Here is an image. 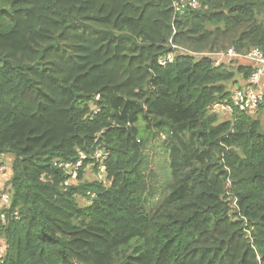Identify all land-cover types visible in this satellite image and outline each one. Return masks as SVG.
<instances>
[{
  "label": "trees",
  "instance_id": "16d2710c",
  "mask_svg": "<svg viewBox=\"0 0 264 264\" xmlns=\"http://www.w3.org/2000/svg\"><path fill=\"white\" fill-rule=\"evenodd\" d=\"M174 1L0 0V158L13 156L0 264H264L263 126L209 110L249 67L158 63L171 42L264 51V0ZM161 132L172 181L148 212L142 164ZM98 149L109 185L85 179ZM80 160L66 187L60 165Z\"/></svg>",
  "mask_w": 264,
  "mask_h": 264
},
{
  "label": "built area",
  "instance_id": "2783aa9c",
  "mask_svg": "<svg viewBox=\"0 0 264 264\" xmlns=\"http://www.w3.org/2000/svg\"><path fill=\"white\" fill-rule=\"evenodd\" d=\"M199 5L198 0L174 1L176 12L180 13L185 12L190 7L198 8ZM178 54L196 58L209 57L215 65L226 63L231 66L243 65L249 67L250 72L248 74L242 73L238 76L228 97L211 104L209 107L210 112L224 115L229 119L236 112L253 114L264 108V51L261 48L253 47L245 53L237 51L234 47L224 50L196 52L188 47L175 45L171 42V50L159 57L158 63L163 66L168 65L174 62ZM233 63L236 65H233ZM107 156L108 154L101 149L96 150L94 153V157L99 162L98 180L109 185L111 182L107 177V167L105 164ZM82 158H85V155H82ZM81 164L82 161L80 160L77 163L68 162L60 165L68 176L65 182L66 187L78 183V169ZM11 177V164L4 158H0V215L2 222L5 221V214L7 212L10 213L9 209L12 204V192L9 184ZM91 196L94 197V195ZM13 216L19 218L18 212H13ZM248 237H251L250 231H248ZM7 246V242L4 239H0V259L4 257Z\"/></svg>",
  "mask_w": 264,
  "mask_h": 264
},
{
  "label": "rangeland",
  "instance_id": "374dc122",
  "mask_svg": "<svg viewBox=\"0 0 264 264\" xmlns=\"http://www.w3.org/2000/svg\"><path fill=\"white\" fill-rule=\"evenodd\" d=\"M230 47L233 46H229L228 48ZM233 65L236 64L233 63ZM233 86L234 84L227 85V89L229 90V92L231 91ZM251 115L261 121V124L264 129V108L258 110L257 112ZM226 119L228 118L224 115H219V120L222 121ZM167 138V132H161L159 137H153L151 140H149L145 147V156L142 164V187L143 195L146 202V209L148 212H153L163 201L165 195L169 192V185L172 181V173L170 168V154L169 149L167 147L168 144L165 143V140L166 142L168 141ZM3 158L10 164L13 161V156L8 153L5 154V157ZM85 179L88 182L98 179V173L93 169L91 165L86 168ZM80 204L85 205L86 201L80 200Z\"/></svg>",
  "mask_w": 264,
  "mask_h": 264
},
{
  "label": "water",
  "instance_id": "95a60500",
  "mask_svg": "<svg viewBox=\"0 0 264 264\" xmlns=\"http://www.w3.org/2000/svg\"><path fill=\"white\" fill-rule=\"evenodd\" d=\"M241 62V60H239ZM246 64V63H245ZM247 65V64H246Z\"/></svg>",
  "mask_w": 264,
  "mask_h": 264
}]
</instances>
